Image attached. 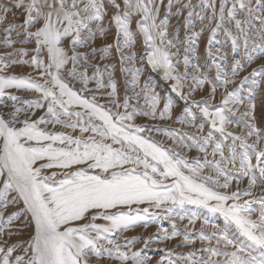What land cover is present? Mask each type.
Returning a JSON list of instances; mask_svg holds the SVG:
<instances>
[{
    "label": "snow or ice",
    "instance_id": "snow-or-ice-1",
    "mask_svg": "<svg viewBox=\"0 0 264 264\" xmlns=\"http://www.w3.org/2000/svg\"><path fill=\"white\" fill-rule=\"evenodd\" d=\"M176 3L168 0L169 15ZM256 4L253 8L252 0H199L198 4L188 0L177 11L182 14L189 9L183 25L188 30L194 27V15L203 21L211 12L210 23L215 26L211 28L209 55L226 65L227 52L211 51L218 33H223L233 53L243 47L249 61L253 58L248 52L250 45L264 53V12L260 11L264 0H256ZM163 6L164 0H18L13 5L24 8L25 16L16 26L23 32L16 35L24 36L21 43L34 42L35 54L30 60L17 58V53L28 55V49L14 47L17 41L11 35L12 25L4 29L8 35L0 42L13 51L0 55V109H8L0 110V209L20 207L6 219L0 211V264H92L93 257L96 264L104 257L120 264H146L142 251L125 249L117 239L132 228L161 219L171 220L173 228L170 234L160 229V239L179 236L181 230L173 217H187L190 224L199 219L188 205L219 214L223 227L205 216L203 225L213 231L206 234L202 227L199 239L206 246L198 250L199 254L168 250L157 264H264V196L253 197L255 188L264 191V120L257 126L255 116L264 65L228 90L227 86L236 81L228 79L225 65L217 63V79L224 92L219 104L210 103L217 84L208 81L200 66L193 65L188 55L183 63L186 69H193L191 73H180L173 64L179 55V30L169 39L168 18L161 19ZM109 10L115 13L111 19L117 28V42L105 45L102 51L120 52L121 63L126 65L123 70L132 76V87L138 86L140 69L132 65L136 54L124 50L134 47L141 35L150 49L148 63L175 81L172 88L181 99L187 102L194 91L210 83L207 97L192 101L209 125L206 133L204 123L196 132L167 128L163 131L172 144L164 143L153 135L157 126L135 122L137 116L157 119L158 94L145 84L141 89L144 106L130 105L128 98L121 103L110 66L101 69L92 65L89 53L78 51L96 35L90 23L103 21ZM8 11L7 7L0 9V22L7 19ZM241 13L246 18H240ZM253 21H258L260 28ZM96 51L92 49L91 54ZM81 60L94 67L91 75ZM69 63L71 69H67ZM16 64L29 65L36 75L10 73L9 68ZM243 67L235 61L232 76ZM250 78L252 86L245 97L241 93ZM90 82L94 87H89ZM185 85L187 94L183 92ZM13 89L39 95L20 107L3 104L5 97L18 101L10 91ZM104 96L110 99L101 103ZM171 108L169 98L159 119H171ZM37 110L43 114L33 118ZM237 113L241 120L234 122L232 117ZM196 115L186 108L179 122L189 118L193 126ZM192 149L202 155L189 159L186 153ZM245 179L247 188H241ZM253 204L260 205L255 219ZM21 217L32 231L28 239L9 243L3 237L20 234L19 229L12 231L11 225ZM136 239L125 241L131 244ZM194 242L185 232L182 243Z\"/></svg>",
    "mask_w": 264,
    "mask_h": 264
},
{
    "label": "rangeland",
    "instance_id": "rangeland-1",
    "mask_svg": "<svg viewBox=\"0 0 264 264\" xmlns=\"http://www.w3.org/2000/svg\"><path fill=\"white\" fill-rule=\"evenodd\" d=\"M167 13H168V9L165 8V12H163L161 15H163L164 17L165 15H167ZM23 21L24 19L22 20V23ZM11 35L12 38L17 41L16 44L14 45L15 48L28 49V55H22L20 53H17V58L23 60H29L30 57L35 54L32 51V49L35 47L34 42L21 43V41L24 40L23 35L17 36L16 34L13 35V33H11ZM219 39H220V34L218 33L217 36L215 37V40L211 44V51L213 53H216L217 47H220L221 49H224L226 47L225 52L228 53V58L226 65L224 61H222L223 62L222 65H225L224 71L228 72L227 78L236 81L235 84H229L227 86L228 90H232L233 88L239 86L243 78L245 76H249V74L253 71V69H259L262 65H264V53H262L258 47H253L250 45L248 48V52L253 58L251 61H249L245 56L243 47L240 49L238 53H233L231 51L230 43L229 44L225 43V39L224 40H219ZM257 43H259V41H257ZM91 45L93 46L92 42H89L83 48L78 49V51L80 50V52L89 53L88 61L92 65L98 64L100 65L101 69H103L105 65L110 66L112 70V79L116 83L117 98L121 103L125 98H128L130 105L138 104L141 107L144 106L145 96L144 93L141 91V89L145 86V84H147L150 89L154 90L158 94L159 104L157 107V119L153 120L151 119V117L137 116L135 121L137 124H150L157 126L156 128H153V135L169 145L172 144V140L164 134L163 131L164 129L183 128V130L186 132H196L198 126L201 123H204V133L208 131L209 125L204 121V118L199 113V110L196 108L195 104L192 103V101H199L202 98H206L208 93L211 91L210 83H205L203 88H199L196 91H194L190 100H188L187 102L184 99H181L180 95L175 90H173L172 88L173 84L169 85L168 82L165 81L166 78L158 73L157 68H153L151 64H148L146 60H144L145 59L144 52L150 51V49L143 42L141 47L137 46L134 49L130 50V52H134L136 54V60L132 62V65H134L135 68L140 69V75L138 77V86L132 87L130 84V81L132 80V76L130 74L125 73V71L123 70L126 65L121 63L120 52H115L113 54V57L111 55L110 58H108L107 57L108 54L105 53L103 56H101V58H103L101 59L98 58L97 55L98 53H95L94 55L91 54L92 52ZM209 47H210L209 40L206 43H203L202 46H200L199 43L193 41H187L182 45L180 44L179 55L173 59V64L180 73H184L185 71L191 73L193 69L191 67H188L186 69L183 63L184 56L188 55L193 65L198 64L200 66V72L204 76L208 77V81L217 84L215 98L211 100L210 103L219 104L221 102V96L222 93L224 92V88L220 86L219 80L217 79V68L214 61L209 60L210 57H213L214 59L217 57L215 55H209ZM12 51H13L12 48H8L6 45H4L1 42L0 55H2L5 52H12ZM198 52L199 54H197ZM202 55L205 56L206 58L205 61L202 60ZM141 58L143 59L142 60L143 63L140 60ZM237 60L240 61V63L243 64L244 67L243 70L238 71L236 76H232L231 70L235 66V61ZM80 64L83 68H87L89 75H91L95 70L94 67H90L88 64H85L83 60H81ZM132 65H127V66L131 67ZM8 71L16 75H28L29 73L33 74L34 72L33 69L26 64L12 65ZM105 81L107 82V73H105ZM188 82L189 83L191 82L190 77L188 78ZM251 86H252V78H250L248 81L244 83V89L241 94L246 97L247 89ZM89 87H94V82H90ZM110 90L111 89L109 88V89H105L104 91H110ZM16 92L17 93L14 94L19 97L18 100L21 101L22 103H25L26 101L29 100V98H31L29 94H35L36 97L39 95L36 92L26 91V90H19ZM183 92L187 94L188 92L187 85H185ZM137 93H139L138 98H137ZM169 98H171V102H172L171 119H168L166 117L165 119L161 120L159 119V112L163 111L164 105L165 103L168 102ZM108 99L110 98L107 96L101 97L100 102L105 103ZM4 100L5 98H3V102ZM186 108H190L193 112L197 113L195 125L193 126L189 125V118H185L183 124L179 122L180 117L185 115ZM122 110L123 109H121V111ZM241 111H243V109H241ZM255 116H256L257 126H259L261 121L264 120V84L263 86H261V89L256 92ZM232 119L234 122L240 121L241 117L239 113H237L232 117ZM240 128H243L242 123L240 124ZM236 130L239 131L240 129L238 128ZM74 134H78V132ZM209 152H211V149H209ZM186 154L189 157V159L196 158L202 155L198 153L195 149H192L190 152H187ZM205 171L207 172V169H205ZM240 187L247 188L246 179L240 182ZM234 189H235V183H233L232 186V190ZM261 196H264V191H261L259 187L255 188L253 190V197L259 198ZM252 206L253 208L256 209L253 215V219H255L260 214V205L253 204ZM187 207L189 211L195 212L199 216V219H196L192 224H190L187 217H185L183 220H180L177 217V219H175L176 221L175 226L181 230V234L179 236L167 240L160 239V237L163 235V233L159 231L160 229H167L170 234L173 228L172 221H169V219H161L159 223H149L146 227L141 224L140 226L132 228L127 232H124L117 239V243L125 245V249L131 248V250L133 251H142V255L147 258L146 264H157V262L161 259V257L166 255V252L168 250H172L174 253H183L185 255L190 251L198 252L199 249L206 246V242H202L199 239V232L201 231L202 227H203V231L206 234L213 231L211 226L203 225L204 217L205 216L210 217L213 223L219 224L221 227H223V217L220 216L219 214L210 213L206 209L200 206L188 205ZM22 224L24 225V222ZM185 226H187V228H185ZM17 229L20 230L19 235L12 236L13 237V238L11 237L12 239L9 238L7 235H5L3 238L7 240L9 243L15 242L17 240L18 241L26 240L28 239V234L32 231L30 227H25V226L24 227L14 226L12 228V231H16ZM185 232H187L190 239H193L195 241L193 244L182 243ZM125 238H127L128 240H131L132 238H137V239L135 243L128 244L126 243ZM149 238H151V240H149ZM213 243H215L214 240ZM173 259H176V257H173ZM92 264H96L95 257L92 258ZM100 264H120V262L116 260H110L109 258L104 257L101 259ZM128 264H132V262L129 261Z\"/></svg>",
    "mask_w": 264,
    "mask_h": 264
},
{
    "label": "bare ground",
    "instance_id": "bare-ground-1",
    "mask_svg": "<svg viewBox=\"0 0 264 264\" xmlns=\"http://www.w3.org/2000/svg\"><path fill=\"white\" fill-rule=\"evenodd\" d=\"M191 2L193 4H198L199 0H191ZM217 2H219V0H217ZM16 3H18V0H0V9H3L4 7H7V8L10 9V11L7 12V19L2 21V22H0V39H1V41L4 39L5 36L8 35V33L5 32L4 29L7 28L9 25L13 26V31H12L13 35L16 34L17 32H22V30H23V29H21L19 27H16V26L22 24V20L25 19V16L23 14L24 13V8L13 7V5L16 4ZM167 3H168V0H164V6L161 7V14L163 12H165V8L167 9V7H166ZM181 3H188V0H177V3L175 4V6L171 9V14L169 15V13H167V15L164 16V17L167 16L168 22H169V25H170V28H169V31H170L169 39L172 38V35L175 34L176 30L178 29L179 30V38H180V43L177 44V48L178 49H180V44L182 45L183 43H186L187 41L197 42V43H199L200 46H202L203 43H206L209 40V38L211 36V28L215 26L214 23H210V19L209 18L211 16V12L209 11L207 13V17L203 21H201L198 16L194 15L191 18L192 24L194 25V27L191 28V30H188L185 27H183V25L186 23V19L188 17L189 9L185 8L183 10L182 14L178 13L177 10L180 8ZM252 7L253 8L257 7L256 0H252ZM195 11L196 12H200V9L196 8ZM260 11L264 12V9H261ZM2 14L3 13L0 12V15H2ZM114 14L115 13L113 11L109 10L106 13L105 18H104L103 21H93L89 25L91 31L94 32L96 35H95L94 38L89 39L88 43L92 42L93 46L91 45V48L92 49H94V48L97 49L96 53H98L97 54L98 58H101V56H103L105 54V52L102 51L105 48V45H108V44L115 45L116 42H117V28H116L115 23L111 19V17ZM164 17H163V15H161V19H163ZM240 18H242V19L246 18V14L245 13H241ZM253 23L255 24L256 28H260V24H259L258 21H253ZM135 25H136V21L134 20L132 22L133 30H135ZM101 29H103V31H101ZM197 33H198V35H195ZM219 34H220V39L219 40H224L225 37H224L223 33H219ZM186 36H190L191 39L190 40L186 39ZM121 43H123L122 38H121ZM0 44H1V42H0ZM142 44H143V37L141 35L139 37V39L137 40V42H136L134 47L129 48V49H125L124 51H125V53H128V52H130L131 49H134L137 46L141 47ZM227 44H229V43H227ZM81 48H83V47H81ZM81 48H79V49H81ZM225 48L221 49L220 47H217V49H219L221 51V53L225 52ZM174 50H176V49H173V51ZM115 52H117V51H115L114 49L112 51L107 52V54H108L107 57L110 58L111 55L113 57V54ZM147 53H148V51L144 52V54H145V59L144 60H146V62L148 63V61H147ZM197 54H199V52ZM101 59H103V58H101ZM140 60L142 61L143 59L141 58ZM202 60L203 61L206 60L205 56H203V55H202ZM209 60H213L215 65L217 63H220L222 65V63H223L221 60H219L218 57H216L215 59L213 57H210ZM142 63H143V61H142ZM148 64H150V63H148ZM71 67H72V65H71V63H69V65L67 66V69H70ZM157 71H158L159 74H161L162 76L165 77L164 71L162 69H158L157 68ZM33 75H36V73L33 72ZM165 81H167L169 85H172V84L175 83L174 80L167 79V78H166ZM261 86H263V84ZM10 91H12L13 94L17 93L16 92L17 90H15V89L10 90ZM29 96L31 97V98H29V100H32V99L36 98L35 94H29ZM13 103H15L16 106H18V107L24 105V103H22L19 100L16 101V102H12L7 97H5V100L3 102V104H6V105H11ZM1 110L8 111L7 108H3ZM42 114H43L42 110H37L36 111V115L33 118H36V117H38L39 115H42ZM22 118H23V114H22ZM244 199H250V198L249 197H245ZM2 203H3V201H0V204H2ZM18 207H20V206L9 205L7 207V209H0V211L4 212V218L6 219L7 216L12 214L14 211H16ZM157 211H159V210H157ZM172 219L175 220V219H177V217H173ZM24 220H25V218L21 217L19 220L14 221L13 224L11 225V229L14 226L24 227V225L22 224L24 222ZM169 221H171V220H169ZM6 231H7V229H6ZM16 254H22V253L18 252Z\"/></svg>",
    "mask_w": 264,
    "mask_h": 264
}]
</instances>
